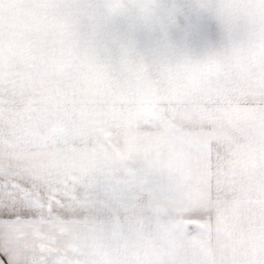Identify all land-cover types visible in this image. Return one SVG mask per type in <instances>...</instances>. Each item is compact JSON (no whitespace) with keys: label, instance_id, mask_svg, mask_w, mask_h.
Here are the masks:
<instances>
[{"label":"snow or ice","instance_id":"obj_1","mask_svg":"<svg viewBox=\"0 0 264 264\" xmlns=\"http://www.w3.org/2000/svg\"><path fill=\"white\" fill-rule=\"evenodd\" d=\"M0 264H264V0H0Z\"/></svg>","mask_w":264,"mask_h":264},{"label":"crops","instance_id":"obj_2","mask_svg":"<svg viewBox=\"0 0 264 264\" xmlns=\"http://www.w3.org/2000/svg\"><path fill=\"white\" fill-rule=\"evenodd\" d=\"M185 4L186 1L183 0ZM182 27L174 33L173 40L179 45H187L192 49H199L205 45L219 43L223 37V31L220 23L214 16L207 15L196 10L190 11L186 19L181 21ZM107 39L106 46H113L117 40L126 38L130 34V29L127 25L118 24L106 31ZM135 38L141 43H147L144 36L139 31L134 33ZM252 121L240 119L238 122L239 128L251 127Z\"/></svg>","mask_w":264,"mask_h":264},{"label":"rangeland","instance_id":"obj_3","mask_svg":"<svg viewBox=\"0 0 264 264\" xmlns=\"http://www.w3.org/2000/svg\"><path fill=\"white\" fill-rule=\"evenodd\" d=\"M186 1V3H187V5H195V4H197V3H200V2H208V0H185ZM107 32H105L101 37H100V39H101V42H102V40H106L107 39ZM102 42L104 45H106V42Z\"/></svg>","mask_w":264,"mask_h":264}]
</instances>
